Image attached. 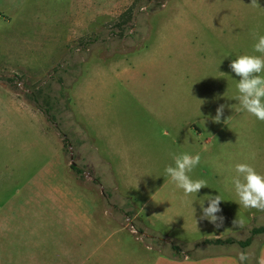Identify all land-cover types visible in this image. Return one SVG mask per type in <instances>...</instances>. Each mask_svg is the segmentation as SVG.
I'll use <instances>...</instances> for the list:
<instances>
[{"label": "rangeland", "instance_id": "374dc122", "mask_svg": "<svg viewBox=\"0 0 264 264\" xmlns=\"http://www.w3.org/2000/svg\"><path fill=\"white\" fill-rule=\"evenodd\" d=\"M258 35L264 0H0V97L33 112L66 168L73 162L83 170L77 182L119 225L135 235L137 228L159 232L193 254L205 244L187 241L218 230L188 231L185 221L172 229L148 225L116 183L135 175L130 189L140 197L161 184L145 180L144 168L163 177L173 154L198 152L191 175L207 182L200 203L218 192L228 222L234 215L235 226L241 219L242 226L264 225V209L244 208L224 192L233 191L236 163L264 173V121L238 110V77L229 68L238 55L252 54ZM169 107L171 114H157ZM193 122L202 134L185 128ZM241 230H233L237 238L247 233Z\"/></svg>", "mask_w": 264, "mask_h": 264}, {"label": "crops", "instance_id": "0c3cea01", "mask_svg": "<svg viewBox=\"0 0 264 264\" xmlns=\"http://www.w3.org/2000/svg\"><path fill=\"white\" fill-rule=\"evenodd\" d=\"M167 98L169 101L173 96ZM10 101L0 97V264H239L237 256L241 251L248 256L245 264H264L261 233L252 235L245 247L236 242L250 236V223L235 226L234 215L228 222L224 210L216 214L226 224L220 228L206 219L195 220L194 212H199L200 207H190L193 203L187 202L194 197V204H199L202 190L198 196L185 198L166 177L153 176L146 168L145 180L153 177L161 184L149 188L141 198L130 189V183L138 181L135 175L117 180L116 185L131 198L148 225L158 221L172 229L185 221V229L192 232L224 229L203 234L187 244L226 237L235 242L205 244L196 253L182 256L174 255L171 249L155 251L141 245L67 170L33 112L15 97ZM172 112L169 107L157 114ZM201 125L193 122L185 128L202 134ZM224 192L235 195L232 190ZM182 200H186L188 208L180 207ZM241 228L247 233L237 238L233 230ZM206 246L216 249L206 250Z\"/></svg>", "mask_w": 264, "mask_h": 264}, {"label": "clouds", "instance_id": "9594fccd", "mask_svg": "<svg viewBox=\"0 0 264 264\" xmlns=\"http://www.w3.org/2000/svg\"><path fill=\"white\" fill-rule=\"evenodd\" d=\"M258 53V54H257ZM229 68L235 74L236 96L235 101L239 105V111L254 116L258 121H264V35H258L252 46V54L238 55L229 63ZM225 105L221 104L216 109V115L212 117L215 122H220ZM200 111V106H199ZM200 154L181 151L173 154L172 163L164 168V175L176 189L182 191L183 197L198 196L201 188L207 187L204 179L193 178L191 175L200 163ZM234 175L231 177V185L239 205L244 208L264 209V173L259 172L250 163L240 162L234 165ZM207 201V207L204 206ZM222 196L208 194L207 198L199 204L201 220H207L219 228L223 217H218ZM186 201L182 200V203ZM193 203L194 202H188ZM220 223H217V221ZM238 225L243 220L237 221ZM239 264H245L247 253H238Z\"/></svg>", "mask_w": 264, "mask_h": 264}, {"label": "trees", "instance_id": "16d2710c", "mask_svg": "<svg viewBox=\"0 0 264 264\" xmlns=\"http://www.w3.org/2000/svg\"><path fill=\"white\" fill-rule=\"evenodd\" d=\"M45 111H47V110H45ZM68 169L71 171V173L74 175V177L77 181L84 178L83 170L78 165L70 163L67 167V170ZM96 181H97V179L94 180V182H96ZM126 215H127V217H129L130 213H127ZM137 232H138V235H135L132 232H131V235L141 245L148 247V248H151L152 250L158 251L160 248L155 247V246L153 247L151 244H149L147 242H143L142 240L139 239L140 236H142L143 239L151 240L152 242L157 243L159 245L168 243L172 253L176 256L190 255V253H191V251L182 252L180 247L177 244L173 243L172 240L168 236H165V235H162V234H159L156 232H150V231L147 232L146 230H143L141 228H137ZM263 232H264V225L260 226V227H253L250 229V236L249 237L245 238L244 240H239L236 242L239 246L245 247V246L250 244L252 235L263 233ZM233 242H235V241L231 238H228V237H226L224 239H222V238L203 239V240L197 242L195 244V246H198L200 243L201 244L222 245V244H229V243H233Z\"/></svg>", "mask_w": 264, "mask_h": 264}, {"label": "water", "instance_id": "95a60500", "mask_svg": "<svg viewBox=\"0 0 264 264\" xmlns=\"http://www.w3.org/2000/svg\"><path fill=\"white\" fill-rule=\"evenodd\" d=\"M69 147H70V144H69ZM70 153H71V151H70ZM71 157V156H70ZM72 164H74L73 162H71Z\"/></svg>", "mask_w": 264, "mask_h": 264}]
</instances>
